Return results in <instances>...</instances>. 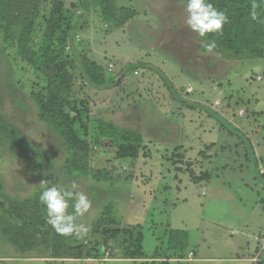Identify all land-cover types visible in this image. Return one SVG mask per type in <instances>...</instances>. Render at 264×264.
<instances>
[{
  "label": "rangeland",
  "instance_id": "rangeland-1",
  "mask_svg": "<svg viewBox=\"0 0 264 264\" xmlns=\"http://www.w3.org/2000/svg\"><path fill=\"white\" fill-rule=\"evenodd\" d=\"M77 1L64 0L80 16L66 46L72 95L87 102L91 116L142 132V146L136 159L93 147L89 175L62 177L67 149L31 97L45 81L0 30L1 263L255 264L264 236V60L203 52L201 37L185 24L184 0H115L135 10L122 26L104 18L101 0L83 10L71 7ZM83 57L118 75L119 85L91 84L80 73ZM13 128L26 141L16 145ZM37 151L51 167L34 162ZM99 172L106 178H95ZM41 181L91 201L77 219L88 232L66 236V257L54 254L56 239L43 231L34 242L13 241L20 227L7 211L39 201ZM110 203L121 227L142 230L144 258L127 257L124 237L100 238L93 229Z\"/></svg>",
  "mask_w": 264,
  "mask_h": 264
},
{
  "label": "trees",
  "instance_id": "trees-1",
  "mask_svg": "<svg viewBox=\"0 0 264 264\" xmlns=\"http://www.w3.org/2000/svg\"><path fill=\"white\" fill-rule=\"evenodd\" d=\"M210 2L227 14L228 22L224 24L222 32L208 33L201 37L200 49L203 52H229L235 57L243 55L264 60V0ZM90 3L91 0H78L71 7L78 5L82 10L88 9ZM253 5L256 7L253 8ZM99 7L104 18L114 21L117 26H122L135 15L133 8L117 6L115 0H101ZM253 11L257 14L255 20L252 19ZM76 17L80 16L72 8H67L64 0H0V30L4 42H15L20 61L31 65L37 78L45 81L41 85L43 91L32 92L31 97L38 107L39 118L53 127L67 149L65 164L61 168L62 177L89 175L93 147L109 146L120 158L136 159L144 138L138 130L96 115L91 116L87 102L72 95L75 74L66 46L68 47V34L74 27ZM213 42L215 46L209 50V45ZM80 63V73L91 84L97 87L119 85L118 75L108 76L106 69L96 61L83 57ZM36 83L41 82L39 80ZM14 129L16 128H13L14 138L20 139L22 136ZM19 139L16 145L20 144ZM22 139L26 141L25 138ZM34 162L51 167L48 156L41 151L36 152ZM203 173L210 178L208 172ZM94 177L101 179L106 178V175L99 172ZM34 203L24 201L19 206L9 207L8 214L20 227L17 238L13 241L24 240L31 243L36 234L43 231L44 239H56L54 254L57 257L70 255L71 246L66 241V236L59 235L54 229L53 232L46 230L50 225L46 223L45 207L37 200ZM116 216L110 203L95 219L93 229L99 233L100 238L104 236L118 241L119 237H124L123 241L128 245L127 257L144 258L142 230L121 227V221ZM103 243H107V240L104 239ZM174 245L177 250L182 246L178 243ZM21 246L23 249L26 247Z\"/></svg>",
  "mask_w": 264,
  "mask_h": 264
},
{
  "label": "clouds",
  "instance_id": "clouds-1",
  "mask_svg": "<svg viewBox=\"0 0 264 264\" xmlns=\"http://www.w3.org/2000/svg\"><path fill=\"white\" fill-rule=\"evenodd\" d=\"M255 7L253 5V8ZM184 10L187 14L185 19L187 28L200 37H205L208 33L222 32L224 24L228 22L227 14L223 10H218L210 0H184ZM252 19H257L255 11L252 12ZM214 46L213 42L209 45V50ZM40 184L43 190L39 195V201L46 209L47 223L56 233L62 236L75 235L77 238L86 235L88 228L78 224L77 219L90 209L91 201L88 197L83 192L73 193L61 191L56 186L49 187L47 181H41ZM72 186L75 188L76 184L73 183ZM74 196L76 199L71 206L72 211L69 212V201Z\"/></svg>",
  "mask_w": 264,
  "mask_h": 264
},
{
  "label": "built area",
  "instance_id": "built-area-1",
  "mask_svg": "<svg viewBox=\"0 0 264 264\" xmlns=\"http://www.w3.org/2000/svg\"><path fill=\"white\" fill-rule=\"evenodd\" d=\"M109 70L112 71V65L110 64ZM260 252L258 256L255 258V262H261V264H264V236L260 239V244H259ZM193 253H190L189 260L193 259ZM0 264L1 260H0Z\"/></svg>",
  "mask_w": 264,
  "mask_h": 264
},
{
  "label": "crops",
  "instance_id": "crops-1",
  "mask_svg": "<svg viewBox=\"0 0 264 264\" xmlns=\"http://www.w3.org/2000/svg\"><path fill=\"white\" fill-rule=\"evenodd\" d=\"M201 57V56H200ZM192 253V252H191Z\"/></svg>",
  "mask_w": 264,
  "mask_h": 264
}]
</instances>
